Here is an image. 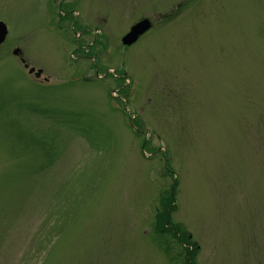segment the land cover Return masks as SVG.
<instances>
[{"label": "rangeland", "instance_id": "1", "mask_svg": "<svg viewBox=\"0 0 264 264\" xmlns=\"http://www.w3.org/2000/svg\"><path fill=\"white\" fill-rule=\"evenodd\" d=\"M0 22V264H264V0H0Z\"/></svg>", "mask_w": 264, "mask_h": 264}, {"label": "water", "instance_id": "2", "mask_svg": "<svg viewBox=\"0 0 264 264\" xmlns=\"http://www.w3.org/2000/svg\"><path fill=\"white\" fill-rule=\"evenodd\" d=\"M150 27V23L147 19L143 20L142 22L134 25L130 32L127 33L123 38L122 42L125 45H131L133 44L136 39L139 37L140 34H142L146 29ZM7 27L3 22H0V43H2L7 35ZM18 51L15 50L14 53L16 54ZM35 69L31 68L30 72H33ZM42 70H39L36 74L40 75Z\"/></svg>", "mask_w": 264, "mask_h": 264}, {"label": "trees", "instance_id": "3", "mask_svg": "<svg viewBox=\"0 0 264 264\" xmlns=\"http://www.w3.org/2000/svg\"><path fill=\"white\" fill-rule=\"evenodd\" d=\"M167 212V210L165 211V213ZM156 228L158 229L159 232L163 233L167 232L173 236H175V234H173L171 232L172 231L175 233L177 231H180V227L177 224H174L170 221V217L166 214L165 217L164 215H157L156 218ZM189 250V254L187 256H190V259L188 257H186V262H188V264L191 262L190 260L192 259V256L195 253V248L193 249H188ZM187 264V263H186Z\"/></svg>", "mask_w": 264, "mask_h": 264}]
</instances>
